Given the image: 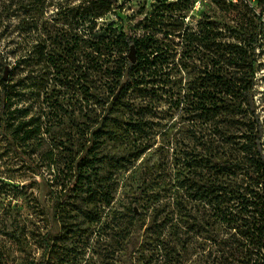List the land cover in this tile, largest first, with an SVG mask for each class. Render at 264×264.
<instances>
[{
	"label": "trees",
	"instance_id": "trees-1",
	"mask_svg": "<svg viewBox=\"0 0 264 264\" xmlns=\"http://www.w3.org/2000/svg\"><path fill=\"white\" fill-rule=\"evenodd\" d=\"M77 1L65 8L53 0L0 2V43L5 42L16 67L24 78L44 76L47 70L59 84L71 75L79 95L91 100L88 116L92 127L98 125L88 133L91 141L110 133L112 122L124 126L132 143L108 162L130 171L128 180L138 159L166 147L159 160L168 169L165 185L147 192L162 174L152 179L141 172L140 188L128 190L130 220L150 223L147 230L157 249L185 250L181 235L191 232L213 242L211 264H264V126L254 94L264 0H255L260 4L255 7L245 4L232 25L206 23L202 31L186 23L193 0H155L145 13L115 15L104 25L98 19L113 10L121 13L125 0ZM209 1L220 8L237 5ZM53 5L54 16L45 17ZM132 46L134 62L127 57ZM0 66L4 73L1 50ZM10 72L6 80L3 74L0 78L2 114L13 105ZM161 103L165 108L156 112ZM116 105L129 113L125 123L113 115ZM98 106L104 114H96ZM166 116L168 126L161 122ZM175 116L185 124L189 143L170 161L169 135L177 119L169 120ZM161 136L164 143L157 141ZM90 152L91 147L85 149L74 165L71 188L80 190L77 186L92 175L101 186L103 205L110 206L114 190L105 187ZM173 185L182 191L184 206L170 201ZM127 226L122 225V239L133 250L138 240Z\"/></svg>",
	"mask_w": 264,
	"mask_h": 264
},
{
	"label": "rangeland",
	"instance_id": "rangeland-1",
	"mask_svg": "<svg viewBox=\"0 0 264 264\" xmlns=\"http://www.w3.org/2000/svg\"><path fill=\"white\" fill-rule=\"evenodd\" d=\"M53 1H59L63 8L78 2ZM125 1L121 13L113 10L98 19V25L110 23L115 15L125 18L132 12L145 13L155 0ZM226 1L237 5L220 8L209 0H193L186 17L188 27L202 31L209 27L206 23L219 27L232 25V18L245 4L260 5L255 0ZM55 12L53 5L44 15L53 17ZM260 23L263 36L257 51L259 61L254 94L264 126V10L260 14ZM5 45L2 41L0 50L11 71L8 78L13 105L7 114L0 112V264H211L213 242L201 234H182L185 250L160 251L155 247L151 231L147 230L150 223L146 220L144 225L136 224L130 220L128 190L140 188L141 172L151 173L152 179L157 173L162 174L146 187L147 192L158 191L168 180V169L160 164L166 147L153 148L138 159L134 163L136 171L128 180L130 171L124 173L120 167L108 162L109 156L123 154L132 143V138L125 136L124 126L112 122L110 133H100L95 142L91 141L88 133L98 126L92 127L88 116L91 100L79 95L71 75L61 80L63 84H59L57 78L54 80L47 70H43L44 76L28 74L24 78ZM47 51L48 47L44 50L45 55ZM2 74L3 67L0 66V78ZM163 108L165 105L161 103L155 111ZM113 109V115L125 123L129 113L120 105ZM96 110L97 115L105 113L100 106ZM173 119L177 120L169 135L167 156L170 161L189 143L183 129L185 124L176 116L169 123ZM161 122L168 126L167 116ZM160 140L164 143L162 136L157 139ZM88 147L92 149L89 157L94 155L98 160L96 171L105 181V187L114 190L110 206L103 205L101 186L92 175L77 186L82 187L80 190L71 188L73 167ZM157 164L160 166L155 171ZM170 195V201L174 198L179 206L185 205L178 187L173 185ZM123 221L138 240L133 250L122 239L125 233L122 225L126 224ZM178 257L183 261L177 263Z\"/></svg>",
	"mask_w": 264,
	"mask_h": 264
},
{
	"label": "water",
	"instance_id": "water-1",
	"mask_svg": "<svg viewBox=\"0 0 264 264\" xmlns=\"http://www.w3.org/2000/svg\"><path fill=\"white\" fill-rule=\"evenodd\" d=\"M127 57H128V59H129L131 62H134V61H135V52H134V48H133V46L130 48ZM8 72H9V69H8V67H6V68L4 69V73H3V79H4V80L7 79Z\"/></svg>",
	"mask_w": 264,
	"mask_h": 264
}]
</instances>
